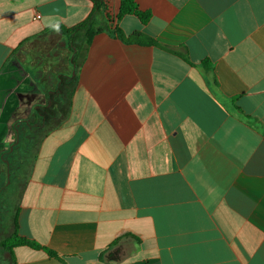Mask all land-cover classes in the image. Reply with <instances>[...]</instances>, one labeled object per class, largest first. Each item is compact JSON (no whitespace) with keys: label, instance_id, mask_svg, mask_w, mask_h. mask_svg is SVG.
I'll return each instance as SVG.
<instances>
[{"label":"crops","instance_id":"0c3cea01","mask_svg":"<svg viewBox=\"0 0 264 264\" xmlns=\"http://www.w3.org/2000/svg\"><path fill=\"white\" fill-rule=\"evenodd\" d=\"M104 1L0 0L3 263L264 264V0Z\"/></svg>","mask_w":264,"mask_h":264},{"label":"trees","instance_id":"16d2710c","mask_svg":"<svg viewBox=\"0 0 264 264\" xmlns=\"http://www.w3.org/2000/svg\"><path fill=\"white\" fill-rule=\"evenodd\" d=\"M94 4V8L89 15L87 19L79 23L77 26L73 28H65L61 27L62 33H64L73 45V50H83L86 46L90 45L93 37L99 33H102L104 31H108L112 34H118L121 38L124 39L122 35V31L119 28L112 29V26L108 24L106 20L103 22L101 21L102 17L105 16L106 11V4L104 0H91ZM134 14L141 20L142 23H147L150 19V13L148 12H142L138 9V6L135 2V0H122L121 2V9L120 13L118 15V19H121L124 15ZM142 37V34L139 32L134 33L133 37L128 41H134L141 44H147V43H154L153 40H144L140 39ZM78 40H82L81 43L77 42ZM56 103L49 104L47 106L41 107L38 109L41 113H43L46 116V121H48L55 113L62 112L64 115L67 114L69 109V102L66 100L62 103H58L57 106H55ZM1 245L6 248L11 254L12 249L16 246L20 245H27L34 248H39L40 246L30 241L24 237H21L18 233V225L16 224V230L13 234H11L8 238H6ZM50 254H53L50 252ZM14 260V259H13Z\"/></svg>","mask_w":264,"mask_h":264},{"label":"rangeland","instance_id":"374dc122","mask_svg":"<svg viewBox=\"0 0 264 264\" xmlns=\"http://www.w3.org/2000/svg\"><path fill=\"white\" fill-rule=\"evenodd\" d=\"M66 84H67V82H66V78H64V80H63V82L61 83L59 89H60V90L64 89V87L66 86ZM9 236H10V235H9ZM9 236H8V237H9ZM8 237H7V238H8ZM5 239H6V238H5ZM3 241H4V240H3ZM3 241H2V242H3ZM2 242H1V243H2ZM1 243H0V244H1ZM1 246H2V245H1ZM2 247H3V246H2ZM5 249H6V248H5ZM6 250H7V249H6ZM0 264H4L1 258H0Z\"/></svg>","mask_w":264,"mask_h":264},{"label":"clouds","instance_id":"9594fccd","mask_svg":"<svg viewBox=\"0 0 264 264\" xmlns=\"http://www.w3.org/2000/svg\"><path fill=\"white\" fill-rule=\"evenodd\" d=\"M49 27H51L52 30H54L56 32H59L60 31V25H59V23L50 25Z\"/></svg>","mask_w":264,"mask_h":264}]
</instances>
